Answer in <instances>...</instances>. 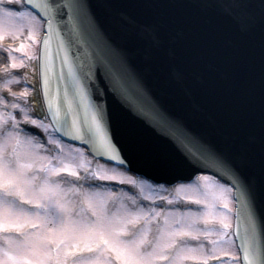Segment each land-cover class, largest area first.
I'll return each mask as SVG.
<instances>
[{"label":"snow or ice","instance_id":"snow-or-ice-1","mask_svg":"<svg viewBox=\"0 0 264 264\" xmlns=\"http://www.w3.org/2000/svg\"><path fill=\"white\" fill-rule=\"evenodd\" d=\"M15 2L19 8L0 5V32L7 26L19 35L29 21L27 38L40 44L35 25L46 31L35 54L26 51L25 43L14 49L36 62L38 87L12 91L9 84L19 80L13 75L3 85L12 99L0 96V264H114L113 256L117 264H207L223 251L219 244H235L233 237L239 241L236 250L223 251L230 264H264L251 187L231 158L193 138L184 150L185 163L193 168L188 175L169 166L161 167L159 175L131 166L115 141L99 81L91 68L84 71L70 60L61 35L66 15L69 23L78 18L94 27L88 0ZM221 10L242 30L264 29V0H236L235 6ZM19 67L24 63H11V68ZM29 104L36 108L29 109ZM48 145L55 148L49 150ZM257 150L264 170V119ZM209 164L240 183L220 182L222 174L211 201L207 193L185 197L203 204V210L165 209L156 203L166 200L172 205L171 196L159 195L168 191L164 185L184 192L192 187L195 170H206ZM233 188L237 194L231 197ZM146 189L156 194L145 195ZM233 200L238 204L237 223L230 232ZM210 221L220 227H209ZM201 237L211 248L191 243Z\"/></svg>","mask_w":264,"mask_h":264},{"label":"water","instance_id":"water-1","mask_svg":"<svg viewBox=\"0 0 264 264\" xmlns=\"http://www.w3.org/2000/svg\"><path fill=\"white\" fill-rule=\"evenodd\" d=\"M235 2L88 0L94 27L78 18L69 23L66 15L61 35L70 60L91 68L99 81L115 141L131 166L151 175L169 166L188 175L189 142L197 138L213 147L250 185L264 245V170L257 150L264 29L242 30L221 10ZM95 95L100 98L99 90ZM208 168L240 183L215 165Z\"/></svg>","mask_w":264,"mask_h":264},{"label":"rangeland","instance_id":"rangeland-1","mask_svg":"<svg viewBox=\"0 0 264 264\" xmlns=\"http://www.w3.org/2000/svg\"><path fill=\"white\" fill-rule=\"evenodd\" d=\"M15 0H0V5H4L10 2H13ZM31 26L29 21H25L24 22V26L21 29V32L19 35H15L14 34V30L10 29L9 27L5 26L2 30V32H0V35H2V39H0V51L1 54L4 52V47L1 46V43L5 42L6 40L8 41H19L20 43H25L26 45V51H30L32 54L36 53V49H35V45L34 43H32L30 40H28L27 38V32H28V28ZM35 32H36V38H38V33H39V25H35ZM18 43V42H17ZM7 52V51H6ZM20 53V54H19ZM8 62L11 64L13 61H15L16 63H21L23 62L25 67H19V69H21V74L19 77V80L17 82H13L11 84H9V87L11 88L12 91L15 92H20L23 90V88L25 86H33L35 83V75H36V70H35V61L29 62L27 60V58L24 56V53L22 52H18V53H14L11 56V59H7ZM6 64V61L4 59H2L0 57V66H4ZM18 68H11V70L15 71ZM11 76H13L14 74L9 72ZM25 73H27V78L25 79ZM11 76L9 77H5V81H0V96L11 100L12 98L9 97H5V95H8V91L6 88L3 87V85L6 83V81H8L9 79H11ZM16 76V75H15ZM33 89V87L31 88ZM31 89L29 88V90L31 91ZM29 109H33V104H29L28 105ZM55 146L54 145H49L48 149L52 150L54 149ZM65 148H67L65 146ZM65 176L66 179H72L71 177H67L66 174H63ZM216 181L210 179L208 181H204V180H199L197 179L194 183H192V187L184 192L181 193H177L174 188L168 189L167 192H159V195H163V196H171L173 198V204L169 205L167 204V201H156L157 204L160 205L161 208H171V207H179V208H185V207H192V208H196L199 207L201 210H203L204 205H195L192 201L185 199V197H193V196H197V197H202L203 194L207 193L209 195V200H212V194L217 192L218 189L216 187ZM145 195H155L156 193H150L147 191V189L145 190ZM229 196L230 193L228 194ZM145 203H148V201H145ZM217 207H219V205H217ZM230 207L233 209V205L232 203H230ZM229 219H230V223H231V213L229 214ZM209 227H213V228H219V222L218 221H210L209 223ZM230 231V230H229ZM231 232V231H230ZM211 239H215V236H212ZM204 243L206 246H208L209 248H211V245L208 243V239L201 237L200 241H191L192 244H196V243ZM219 249H222L223 251H235L233 245H229L227 243L222 242L221 244H219L217 246ZM223 251H217L216 252V257L219 255H223ZM114 262V264H117V262L114 261V256L111 258ZM185 264H204L203 261H186ZM221 264H230V262H224Z\"/></svg>","mask_w":264,"mask_h":264}]
</instances>
